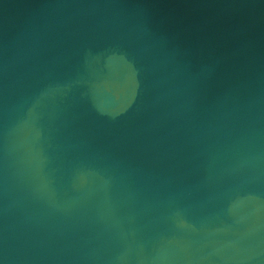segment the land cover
I'll list each match as a JSON object with an SVG mask.
<instances>
[{"label":"water","instance_id":"water-1","mask_svg":"<svg viewBox=\"0 0 264 264\" xmlns=\"http://www.w3.org/2000/svg\"><path fill=\"white\" fill-rule=\"evenodd\" d=\"M0 264H264V0H0Z\"/></svg>","mask_w":264,"mask_h":264}]
</instances>
